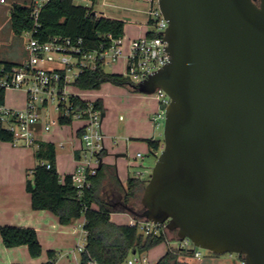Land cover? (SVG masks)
<instances>
[{
	"label": "water",
	"instance_id": "obj_1",
	"mask_svg": "<svg viewBox=\"0 0 264 264\" xmlns=\"http://www.w3.org/2000/svg\"><path fill=\"white\" fill-rule=\"evenodd\" d=\"M159 6L170 58L132 84L170 95L164 147L143 209H126L189 237L192 250L238 252L245 264H264V0Z\"/></svg>",
	"mask_w": 264,
	"mask_h": 264
},
{
	"label": "built area",
	"instance_id": "obj_2",
	"mask_svg": "<svg viewBox=\"0 0 264 264\" xmlns=\"http://www.w3.org/2000/svg\"><path fill=\"white\" fill-rule=\"evenodd\" d=\"M5 1V0H1ZM49 0H31V15L34 19V27L25 30L28 34L26 48L28 58L21 64L8 66L0 62V123L13 132V142L25 145H37L38 137L35 125L42 123L44 131L53 129V119L49 107L58 112V123L64 125L61 118L80 120L82 125L77 129L76 149L78 156L76 166L71 172L73 182L77 186L79 196H83L86 189L92 184V177L98 172L105 145V133L102 127V109L96 106V99H87L71 89L75 85L76 78L87 69H96L98 66L111 65L124 58L126 75L132 82L139 83L146 79L153 71L166 64L170 58L167 50V41L164 39L165 30L169 25L160 6H154L152 2L147 21L155 35L146 32L129 40L128 48L124 36L114 37L108 33V43L103 41L99 46L92 47L87 44L83 36L53 35L49 39H41L36 35L41 25V12ZM77 3L79 0H75ZM24 87L26 91L25 106L14 107L2 99L7 89ZM156 95L161 101V109L158 112L160 118H165V109L170 102V95L163 88H158ZM78 97V98H76ZM85 101L82 103V101ZM123 117V115L121 116ZM75 145V144H74ZM138 156H143L141 152ZM48 166L51 163L48 161ZM132 225H139L146 234H160L166 232V223H156L147 218H137L130 221ZM84 237L74 249L77 252L87 251L88 230L84 223ZM169 242V241H168ZM187 246H190L187 248ZM192 240L189 237L177 238L169 246L175 253L187 252L195 258L201 256L200 247L194 250ZM135 257L123 264H154L146 253ZM245 264L246 259L241 258ZM84 263V262H83ZM0 264H11L0 262ZM86 264H97V260L90 256Z\"/></svg>",
	"mask_w": 264,
	"mask_h": 264
},
{
	"label": "trees",
	"instance_id": "obj_3",
	"mask_svg": "<svg viewBox=\"0 0 264 264\" xmlns=\"http://www.w3.org/2000/svg\"><path fill=\"white\" fill-rule=\"evenodd\" d=\"M31 10L30 3H14L11 19L15 32L21 34L34 27ZM40 20L41 25L36 35L44 40L57 34L83 36L88 45L96 47L107 41L108 33H112L114 37L125 35L124 19L99 15L94 6L77 3L75 0H49L42 9ZM146 33L156 34L151 29ZM0 62L8 66L21 64L10 60H0ZM129 79L123 73L107 71L103 65H100L96 69L82 72L76 78L75 85L80 89L92 90L101 88L105 82L113 81L128 84L130 88L139 90ZM5 97L4 92L2 99L5 100ZM95 103L102 111H106L102 98H97ZM61 121L72 122L71 119L64 118H61ZM13 138V132L0 123V139L11 141ZM148 143L151 152L158 157L163 146L162 140L149 138ZM101 154L105 156L106 148ZM35 155L38 162L32 169V175L27 178V189L31 192L33 206L51 210L64 224L72 223L85 215L88 236L87 251L82 253L84 264L90 256L97 260V264H123L134 253H144L167 239L163 231L160 234H146L137 224L121 223L112 219L113 212L127 211L126 205L134 208L137 206L139 191L144 190L147 178L129 176L124 183L116 164L103 161L98 172L92 177L91 186L80 197L71 173L62 177L58 171L57 145L54 141L40 140ZM48 161L51 163L50 167ZM0 232L4 243L9 247L27 244L33 256H39L43 252V244L34 227L3 224L0 226ZM178 256L179 253L169 248L156 264H187L180 261ZM53 262L52 258L46 264Z\"/></svg>",
	"mask_w": 264,
	"mask_h": 264
},
{
	"label": "crops",
	"instance_id": "obj_4",
	"mask_svg": "<svg viewBox=\"0 0 264 264\" xmlns=\"http://www.w3.org/2000/svg\"><path fill=\"white\" fill-rule=\"evenodd\" d=\"M111 17L126 21L124 39L127 48L131 38L140 36L150 29L146 17L134 24H129L128 20L122 16ZM122 59L124 62L125 59ZM82 90L93 91V93L97 91V89ZM73 91L87 99L102 98L104 100L106 115L102 127L105 133L106 154L103 156V161L116 164L121 179L126 183L131 176L126 170L128 168L125 169L126 160H124L128 155V148H144L151 153L152 157L144 158L141 162L143 169L132 176L147 178V170L152 169L157 160L156 154L150 150L148 139H160L164 143V131L161 129L163 120L158 116L161 101L156 93L134 90L113 100V98H107L105 94H95L91 98L87 96L88 94ZM5 101L9 105L17 107L11 104L7 95ZM111 108L113 113L106 121L107 111ZM122 115L123 117H121ZM81 125L82 121L74 120L64 125L59 124L52 131H44L42 123L39 122L35 125L38 137L37 145L16 144L13 140L0 139V226L12 224L34 227L43 244L42 254L33 256L27 244L7 246L0 232V262L46 264L53 258V264H84L82 253L77 252L75 255L74 249L84 237L85 215L72 223L64 224L51 210L34 208L31 192L27 189V178L32 175V169L38 162L35 151L39 147L40 140L56 143V164L62 177L73 171L78 156L76 149L78 143L75 134ZM139 152L143 154L142 150ZM124 215H127L128 218H121ZM134 217L135 215L128 210L112 213V219L121 223H130ZM154 259L158 258L154 256Z\"/></svg>",
	"mask_w": 264,
	"mask_h": 264
},
{
	"label": "rangeland",
	"instance_id": "obj_5",
	"mask_svg": "<svg viewBox=\"0 0 264 264\" xmlns=\"http://www.w3.org/2000/svg\"><path fill=\"white\" fill-rule=\"evenodd\" d=\"M15 2L28 4L31 2V0H0V60H12L16 62H22L28 58V50L26 48L28 34L25 31L21 34L17 33L13 28L11 10ZM78 3H82L87 6H94L97 14L99 15L125 17L128 20L129 24L140 22V20L145 17L147 19L151 17L150 9L152 2L149 0H95V3H93V0H79ZM154 6H158L157 0L154 2ZM106 70L110 72H120L126 75V66L122 58L119 61L112 63L111 65H107ZM126 76L129 77L128 75ZM71 89L79 91L85 95L88 94L87 96L91 98H93L95 94H105L107 98H113V100H115L114 98H120L122 94L128 91H134V89L130 88L128 84H120L113 81L103 83L102 87L97 89V91H94V93L93 91H84L76 85H72ZM6 95L7 99L11 101L12 105H15L19 108L25 106L26 91L24 87L9 88L6 91ZM49 110L52 114V130H54L59 125L57 124L58 112L53 107H49ZM112 113L113 109H108L106 121L110 118V115ZM162 120L163 126L161 129L164 131L165 118H162ZM163 147L164 143L162 148ZM140 150H142L144 157L138 156V151ZM149 157H152L151 153H149L144 148L137 149L134 147H129L128 155L124 158V160H126L125 169L128 168L126 170L131 176L135 175L140 169H143V164L141 163L142 160L144 158ZM151 172L152 169L147 170V178L150 176ZM143 192L144 190L139 191L140 197L138 199L137 206H135V208L140 210L143 209ZM127 215H124L121 218L127 219ZM165 230L167 239L144 252L154 264L157 263V261L167 252L169 246H171L172 243L175 242V240L178 238L176 230H172L168 227ZM189 247L190 246H187V248ZM200 250L202 254L198 258H195L192 254H188L185 251L179 253L178 257L180 261L187 262V264H216L209 262V249L200 247ZM140 254L141 253H137L138 256H140ZM154 256L158 259L155 260ZM225 256V259L231 262L230 259L235 256V254L232 256L226 254ZM130 257H135V255L133 254Z\"/></svg>",
	"mask_w": 264,
	"mask_h": 264
},
{
	"label": "flooded vegetation",
	"instance_id": "obj_6",
	"mask_svg": "<svg viewBox=\"0 0 264 264\" xmlns=\"http://www.w3.org/2000/svg\"><path fill=\"white\" fill-rule=\"evenodd\" d=\"M260 2V0H258ZM234 255L229 262V260L225 259V255ZM244 257V254L238 253V252H225V253H219V252H214L210 250V256H209V262L210 263H216V264H242L240 262L241 258Z\"/></svg>",
	"mask_w": 264,
	"mask_h": 264
}]
</instances>
